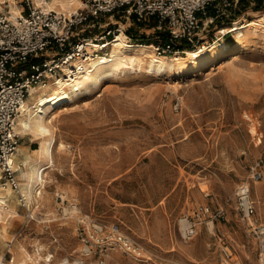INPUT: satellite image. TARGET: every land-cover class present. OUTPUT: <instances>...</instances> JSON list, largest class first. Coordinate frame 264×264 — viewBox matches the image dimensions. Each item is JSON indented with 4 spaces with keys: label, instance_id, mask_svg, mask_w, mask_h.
Segmentation results:
<instances>
[{
    "label": "rangeland",
    "instance_id": "374dc122",
    "mask_svg": "<svg viewBox=\"0 0 264 264\" xmlns=\"http://www.w3.org/2000/svg\"><path fill=\"white\" fill-rule=\"evenodd\" d=\"M28 2L42 6L0 0V10L11 15L16 5L27 13ZM86 2L74 0L73 9L62 12ZM257 4L239 0L214 20L201 16L202 31L178 56L199 54L216 42L233 47L205 66L180 73L120 71L57 108L47 120L57 140L54 163L44 172L39 198L28 202L20 191L23 163L13 165L18 187L0 165V188L10 186L17 195L0 218V264L18 260L23 247L33 256L40 252L35 264H81L82 258L83 264H263L262 240L241 219L235 198L238 185L249 182L256 217L264 222V0ZM210 9L213 15L216 9ZM109 20L106 15L100 21ZM237 21L254 22L242 41L233 28ZM103 28L76 29L73 40L100 35ZM148 28L131 20L122 34L147 45L164 41L162 30ZM111 48L100 54L109 55ZM61 75L56 69L34 85ZM18 132L19 143L25 142L18 146L31 152L40 146L39 134ZM254 169L262 172L259 180ZM200 204L210 213L186 241L179 219ZM115 223L136 243V252L112 233Z\"/></svg>",
    "mask_w": 264,
    "mask_h": 264
},
{
    "label": "built area",
    "instance_id": "2783aa9c",
    "mask_svg": "<svg viewBox=\"0 0 264 264\" xmlns=\"http://www.w3.org/2000/svg\"><path fill=\"white\" fill-rule=\"evenodd\" d=\"M238 2L239 0H87L84 6L68 13L28 2V12L15 17L0 10V165L11 183L15 187L19 186L16 169L10 161L19 143L16 118L31 91V85L39 83L45 75L53 76L56 69L63 72L64 79L77 78L85 69L83 63L101 51L107 52L110 43L117 40L126 23L131 20L145 24L150 29L162 30L166 35L164 41L150 45L158 54L177 56L184 51L183 45L193 41L202 31L201 16L214 20L215 15L224 13L227 9L232 10ZM212 7L216 10L213 15H209ZM106 15L110 20L101 22ZM112 23L117 26L114 27ZM97 24L104 27L100 35L73 40L76 29L85 30L96 27ZM93 42L100 44L101 48L94 49ZM48 49H55L52 56L37 58L39 53ZM252 176L259 180L262 177L261 170L254 169ZM235 198L241 219L253 226L252 229L264 245V222L256 217V202L251 197L249 182L238 185ZM209 213L210 207L200 204L194 214L180 217L178 228L184 240L194 237L198 224ZM90 225L98 226L92 220ZM110 228L122 246L132 252L138 250L136 243L120 230L119 224L115 223ZM98 229L103 230L104 226L99 225ZM88 246L84 247L86 252L91 251ZM81 261V264L86 263L83 258Z\"/></svg>",
    "mask_w": 264,
    "mask_h": 264
},
{
    "label": "bare ground",
    "instance_id": "6f19581e",
    "mask_svg": "<svg viewBox=\"0 0 264 264\" xmlns=\"http://www.w3.org/2000/svg\"><path fill=\"white\" fill-rule=\"evenodd\" d=\"M36 1L44 8L54 9L58 12L71 10L75 4L74 0ZM9 13L13 17L21 14L16 5H12ZM253 23L252 21H246L240 24L237 21L233 24L235 35L240 41L244 40L246 29L251 27ZM93 44L94 49L99 50L101 48V45L97 42H93ZM110 45H112L110 54L98 53L85 61L83 63L85 69L77 75V78L57 79L42 85H31V93L25 99L17 115L15 126L20 132L32 131L39 134L41 136L40 146L33 152L23 146H17V150L10 161L12 166L18 165L20 162L25 166L20 173L22 179L20 191L28 202H32L33 199L41 196L46 182L44 172L46 168L54 163V147L57 140L47 120L61 105L75 102L82 95L88 94L104 80L117 75L120 71L128 69L142 70L145 68L158 74L162 72L180 73L191 66H205L215 60L216 56L219 57L233 50V47L229 46L227 42H216L199 54L194 50L195 54L193 55L192 53L182 56L177 55L167 59L163 55L154 54L150 49V45L128 41L122 33ZM62 143L61 145H63ZM16 196L15 189L12 187L0 188V218L3 216V211L13 209L12 207L17 200ZM21 252L22 257L18 260L9 261L7 264H35L40 255V252L37 251L38 255L33 256L26 247H23ZM261 261L264 264V257L261 258Z\"/></svg>",
    "mask_w": 264,
    "mask_h": 264
},
{
    "label": "trees",
    "instance_id": "16d2710c",
    "mask_svg": "<svg viewBox=\"0 0 264 264\" xmlns=\"http://www.w3.org/2000/svg\"><path fill=\"white\" fill-rule=\"evenodd\" d=\"M256 1H257V3H258L257 5L260 6V4L262 3L263 0H256ZM132 29H133V26H130V27L128 28L127 31H128L129 34L132 33ZM134 38L137 39L136 36H135Z\"/></svg>",
    "mask_w": 264,
    "mask_h": 264
},
{
    "label": "crops",
    "instance_id": "0c3cea01",
    "mask_svg": "<svg viewBox=\"0 0 264 264\" xmlns=\"http://www.w3.org/2000/svg\"><path fill=\"white\" fill-rule=\"evenodd\" d=\"M137 24H138L139 27L141 26V28H142V27H147V28H148V26L145 25V24H139V23H137ZM148 29H150V28H148ZM21 143H22V144H25L24 141H23V142L21 141ZM21 143H19V144H21Z\"/></svg>",
    "mask_w": 264,
    "mask_h": 264
}]
</instances>
